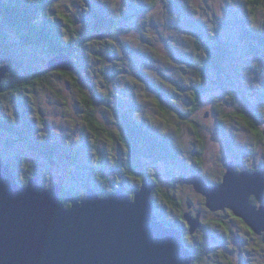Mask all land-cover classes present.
I'll list each match as a JSON object with an SVG mask.
<instances>
[{
  "label": "rangeland",
  "instance_id": "1",
  "mask_svg": "<svg viewBox=\"0 0 264 264\" xmlns=\"http://www.w3.org/2000/svg\"><path fill=\"white\" fill-rule=\"evenodd\" d=\"M58 1L60 3L57 5L58 10L73 14L74 17L78 15L82 17L81 0ZM99 1L95 0L94 3H99ZM158 1L162 10L159 15L156 13L160 11V7H152L151 0H101L105 12L108 15H113L119 25L117 30L109 32L107 29L104 31L118 52V56L115 57L118 60L115 61L116 63L108 62L107 64L96 61L95 57L102 54L100 45H97L94 51L93 48L89 50L92 53L89 58H76V69L73 70V74L79 79L83 90L92 96L98 107L96 119L114 134L113 140L107 131H99V136L95 137L85 127L86 116L80 110L83 105L81 101H84L83 94L73 85L74 80L71 77H66L49 68V63L53 59L49 48L35 47V49L27 48L25 52L20 51V58L24 62L26 70L29 71L26 75L49 73L46 80L50 82L48 84L51 87L39 83L36 89L30 88L25 92L26 100L32 111H25L22 108L18 95H16L14 103L0 100V105L12 117L13 123L19 131H25L24 118L31 120L41 129L37 130V133L34 132L35 141L39 140L38 136L42 133L48 140L60 142L63 146L68 147L66 148L67 152H62L63 155L60 152L56 153L53 162L32 151L16 136L8 138L0 131V153L3 154L7 163L15 162L17 164L16 176L21 181L26 176L27 167L35 163V171L45 178L47 186L41 183L44 187H50L48 184L52 183L64 185L66 188H73V193L76 196L84 198L87 186L83 178H88V176L78 165L72 164L66 159L64 154H75L78 161L83 159L82 162L85 160L88 162L91 160L92 164H95L96 146H98L104 158L108 156L113 161L122 157L125 152L123 146L121 147L119 144L118 135L125 134L123 113L133 109L135 118L139 122L145 121L147 125L152 126L154 131L168 139L178 151L179 162L165 163L147 160L153 166L152 175L157 176L161 190L164 192L172 189L178 198L184 201L190 198L198 205L204 200L206 202L205 197L181 182V178L190 175V172L186 173V168L184 169L183 166L193 165L192 161L194 160L193 148L196 142L190 128L192 121L200 124V129L208 142L204 171L211 179H216L223 171V165L228 162L226 140L235 137L243 145L250 144L251 146L254 143L253 134L257 131L256 129L264 130V96L257 92V89L264 90V57H260V59L254 58V56L246 57L249 65L242 70L244 75L239 79L232 75L230 80L235 83L221 82L224 89L235 91V97L229 98L230 95L224 93L221 86L220 88L214 85L209 87L206 82L200 81L186 65L187 61L193 63L197 56L201 57V62H207L204 55L198 53L195 56L193 41L195 30L188 24L185 16L181 18L175 12L171 0ZM184 1L191 7L188 16L194 15L202 22V25L204 24L205 33L214 31L216 38L229 36L236 39L241 36V28L236 20L240 21L244 16L248 18V24L255 23L254 14L244 12L246 0ZM137 8L141 9L139 15L136 14L139 12L136 10ZM83 13L86 18L87 13ZM256 17L258 21L256 23L262 25L264 9ZM82 18L84 19V17ZM89 24H91L89 34L97 39L100 32L95 30L91 20ZM4 25L0 17L1 31L4 36L10 37V43L17 41L14 34L7 32ZM234 39L231 41H235ZM247 47L248 43H242L239 50L241 53L247 54ZM240 65L243 64L235 62V66ZM95 72L100 76L97 77ZM209 76L214 79L216 74L210 71ZM199 86L209 87L210 90L202 95L199 108L192 115L189 114L192 108L190 93L193 87ZM94 88L103 90L105 94L110 93V89H112V94L108 100L104 101L94 97ZM160 91L165 96H167L166 93H169L170 96L163 97L159 93ZM158 98L161 99L162 104L157 102ZM173 103L182 112L189 115L183 118L177 117L171 110L174 106ZM109 104L112 105V109H110L112 112L104 108ZM99 107L102 111H99ZM102 107L103 109H101ZM164 107L169 110H165ZM216 107L224 109L226 113L223 120L229 138L224 132H218L213 125L216 118L214 114L210 116V113ZM103 110L105 111L103 112ZM17 111H20L23 117ZM257 113L262 115L261 120L258 118L255 120ZM241 114L255 120L253 126H250L251 133L245 129V125L248 123L244 120V115ZM8 141H11L13 145L8 146ZM114 141L115 144H113ZM20 158H22L21 161ZM252 163L249 162L250 165H253ZM109 165L111 166L112 163ZM107 175L108 181L104 182L105 184L96 177L92 178L91 183L94 184L93 186H100L101 189L106 186L107 190L114 191L117 186L115 176H119V173L108 172ZM171 183H174L175 186H172ZM153 200L158 204L159 212H164L166 217L177 214V212L171 211L173 209L171 204L167 206L162 192L154 193ZM204 212L207 211L204 209ZM204 221L211 226L212 232H201L195 238L188 236L186 240L188 246L199 247L202 254V259L197 262L194 258L192 264H228L231 261L233 264H264L263 236L254 235L251 237L249 232L241 227L240 222L229 216L228 211L205 213ZM219 223H225V226L229 227L233 233L229 234V229L227 230L225 227H218ZM224 232L228 234L224 235ZM214 236H218L222 242L211 239ZM230 236L231 239H229Z\"/></svg>",
  "mask_w": 264,
  "mask_h": 264
},
{
  "label": "trees",
  "instance_id": "2",
  "mask_svg": "<svg viewBox=\"0 0 264 264\" xmlns=\"http://www.w3.org/2000/svg\"><path fill=\"white\" fill-rule=\"evenodd\" d=\"M178 1L171 0L174 4L175 12H177L181 18L185 16L188 20V24H190V26L195 30L193 35L195 38L193 39L195 43V56H197L198 53L202 56L204 55L208 62L206 65L207 62H201V57L197 56L193 63H189L187 61L186 65H188L189 69L194 72L200 81L206 82L209 87L214 85L220 88L221 86L222 91L230 95L229 98H231V96L235 97V91L231 92L227 88L224 89L221 82L228 81L235 83V81L230 80L232 75L237 77V79L241 78L244 75L242 70L244 67L249 65V61H247L246 57L254 56V58L256 57L258 59H260V57H264V23L262 25L256 23L258 22L256 16H258L260 11L264 9V0L245 1V7L243 6L245 9L244 12L247 11L248 13L254 14L255 23L248 24L249 20L246 16H244L240 21L236 20L242 32V35L236 37V39L229 36L216 38V33L214 31L212 33H209V31L205 33V30L203 29L204 24L202 25V22H200L194 15L188 16L191 11L190 5L185 3L186 1L184 0ZM94 2L95 0H81L80 3L83 7L81 14L82 17H84L83 19L79 15L74 17L73 14L58 10L57 5L60 4L58 0H0V17L5 24L4 26L7 28V32H12L14 34V38L17 40L10 43V37L4 36L0 26V48L2 49L1 56L3 58V65H7L11 68L4 80L5 91L0 94V100L14 103L15 98L17 97L16 95H18L22 108H24L25 111H32L31 107L28 105V101L26 100L25 92L30 88L36 89V86L39 83H43L44 85L51 87V85L48 84L50 82H47L46 80L49 73L33 76H31V74L26 75L29 71L26 70L24 62L20 58V51L25 52L27 48L35 49L36 47L44 49L47 47L49 48L53 58L59 55H67L75 63V69L76 58H89L90 55H92L89 50L93 48L94 51L97 45L102 47V54L95 57V60L97 59L96 61H99L102 64H107L108 62H115L118 60L115 58L118 56V52L114 49L111 39L107 38V34L104 32L107 29L109 32L117 30L119 27V25H117V19L113 15H108L105 12V8L102 6L101 0L99 3ZM151 3L154 8L160 7V2H157V0H151ZM136 10L139 11L136 13L139 15L141 13V9L137 8ZM83 12L87 13L88 16H86V18ZM161 12L162 10L160 7V11L156 14L159 15ZM162 16L164 17V15ZM90 20L92 24H94L95 30L100 32L97 39L89 34V32H91V24H89ZM232 39L235 41L232 42ZM245 42L248 43L246 50L248 55L243 52L241 53V50H239V47ZM98 48L96 49L98 50ZM236 61L241 62L243 65L235 66ZM56 71L62 73V75L66 77H71L74 80L73 85L83 94L82 99L84 101H81L83 102V105L80 110H82L86 116L85 127L90 130L91 134L95 137L99 136V131H107L108 135H110L113 140L114 134L110 132L103 123L96 119V110L98 107L93 101L92 96L83 90V87L79 83V79L75 74H73L74 72L55 70V72ZM210 71H213L216 74L214 79L210 78ZM95 74L97 73L95 72ZM96 76L99 77L100 75L97 74ZM222 76L226 78L223 79ZM209 87L199 86L191 89L190 102L192 104V108L190 109L189 114L193 115L197 111L201 97L205 92L210 90ZM154 88L156 89V87ZM257 92L264 96V90L257 89ZM159 93H161V96L163 97L170 96L169 93H166L167 96H165L162 91ZM111 94L112 89H110V93L105 94L103 90L94 88V97L98 99L106 101V99L108 100L110 98ZM157 102L162 104V101L159 98ZM104 108L112 112L110 110L112 109L111 104L107 105V107L105 105ZM101 109H103V107ZM164 109L169 110L165 107ZM132 110L133 109H130L126 113H123L124 126L126 127L125 134L122 133L118 135L119 144L121 147L123 146L125 152L122 154V157H118V159L113 161H111V158L108 156H105L104 158L100 147L96 145L97 150L95 154L97 155V163L94 162L95 164H92L91 160L88 162H86V160L82 162L83 159L78 161L77 155L71 153L64 154V157L72 164H76L79 168L83 169L86 176H88V178H83L86 182L87 189L89 187H93L101 196H106L107 194L113 192V190H107L106 186L102 189L98 185L93 186L94 184L91 183L93 177H96V179L102 183H106L108 181V172H113L114 174L119 173V176H115V183L117 184L116 189L125 190L132 194V196L134 192L140 188L145 179L152 178L158 186L154 193L162 192L165 197V201L174 206L171 210L172 212H175L177 209L178 212L180 210L184 213V209L189 204L178 198L172 189L163 192V190L159 188L157 176L152 175L154 170L153 166H151L147 161H162L165 163L179 162V154H177L178 151L168 139L154 131L152 126L147 125L145 121L139 122L135 118V112ZM171 110L177 115V117L183 118L189 115L182 112L176 104H174ZM99 111H102L100 110V107ZM104 111L105 110H103V112ZM17 113H20V111H17ZM213 114L215 115V118H217V123L224 124L223 118L226 115L224 109L216 107L213 109L212 113H210V116ZM20 116H22L21 113ZM257 118L261 120L262 115L257 113L255 120H258ZM244 120L248 123V125H245V129L251 133L250 126H253L255 120L245 117V115ZM199 125L200 124L193 121L190 124L192 134L196 135L199 144H201L195 158L196 164L194 167L197 169V171H194L195 173L200 172L201 169L205 170V157L203 152L205 150V144L208 143ZM24 127L25 131H19L14 125L12 117L7 113V111L5 112L4 107L0 105V131H2L5 136L8 138L9 136H16L32 151H35L39 155L44 156L53 162L56 153H62L63 151L67 152L66 148L68 147L63 146L60 142H52L48 140L42 133L38 136L39 140L35 141L36 136L34 132L37 133V130L39 131L41 129H39V127L31 120H26V118H24ZM256 130L257 131L254 132L255 134L252 133L254 135V142L261 143L264 141L263 130ZM221 132L225 133L226 131L221 130ZM115 143L116 142L114 141L113 144ZM7 145L12 146L13 143L8 141ZM235 145L238 146V144ZM21 159L22 158L19 160L21 161ZM110 163H112L111 166L109 165ZM8 164L16 174L17 164H15V162H8ZM35 169V163L30 164L25 171L26 176L22 181L17 176L19 181L23 184H27L31 178H36L44 186H47L44 181L45 178L40 176ZM204 170L203 172L205 173ZM43 174L46 177L45 173ZM53 185L55 184H48V186ZM56 185L60 187L61 198L67 206H70L67 198L70 195H75L73 193L74 189L66 188L64 185ZM171 185L175 186L172 183ZM154 205L156 207L155 203ZM163 215L166 217V214L163 213ZM178 217L179 215L172 214L170 217H166V219H169L172 224L175 222L174 224L181 225L183 228H187L189 230L190 226L187 222L185 225V219H178ZM191 247L193 246L191 245ZM195 248L197 247H193L191 249L195 260L199 262L202 259V255L199 256Z\"/></svg>",
  "mask_w": 264,
  "mask_h": 264
},
{
  "label": "water",
  "instance_id": "3",
  "mask_svg": "<svg viewBox=\"0 0 264 264\" xmlns=\"http://www.w3.org/2000/svg\"><path fill=\"white\" fill-rule=\"evenodd\" d=\"M1 53L0 48V94L11 70ZM49 68L72 72L75 63L59 55ZM226 169L221 184L200 173L183 182L205 197L211 212L230 210L263 234L264 206H255L251 197L263 202L264 171L237 173L232 162ZM157 187L152 178L133 196L121 189L101 196L89 187L84 198L68 196L67 206L60 187H44L36 178L21 183L0 153V264H192L184 232L156 212ZM185 218L191 234L202 227L200 214Z\"/></svg>",
  "mask_w": 264,
  "mask_h": 264
},
{
  "label": "flooded vegetation",
  "instance_id": "4",
  "mask_svg": "<svg viewBox=\"0 0 264 264\" xmlns=\"http://www.w3.org/2000/svg\"><path fill=\"white\" fill-rule=\"evenodd\" d=\"M213 116V115H211ZM216 121H217V118H216ZM216 121H214L213 125L216 127L217 131L220 132L221 130L222 131H226L225 129V125L223 123H217ZM227 132V131H226ZM226 136H228L229 138V133H226ZM195 136V142H196V145L194 144V160L192 161V164L193 165H188L187 164L185 166H183V168L185 169L186 173L187 172H190V175H192L193 173H195L194 171H197V169L194 167L196 162H195V158H196V155L198 153V150H199V147L201 146V144H199L198 142V138ZM233 136V134H232ZM231 137V135H230ZM239 140H237L235 137H232L228 140H226V145H227V157L229 158L227 161L228 162H232L233 165H234V168H235V171L237 173H242V172H245V171H248V172H251V173H256L258 171H264V141H262L261 143H258V142H254L253 144H246V145H243V143L240 141V143L238 142ZM236 142V143H235ZM206 143V142H205ZM235 144H238V146H236ZM207 147V148H206ZM208 151V145L205 144V150H204V157H206V153ZM251 161V163L253 165H250L249 162ZM205 162H206V158H205ZM226 162V164L228 163ZM226 164L223 165V171L220 173V175L216 178V179H211L209 178L204 172L203 170L201 169L200 172L198 173H202L205 177H207L210 181L212 182H215L216 184H220L223 182V179H224V176L226 174ZM190 167V168H188ZM188 170V171H187ZM189 175V176H190ZM184 178V177H183ZM181 182H182V178H181ZM174 184V183H172ZM190 188H193L191 186H189ZM159 188L160 187V184H159ZM158 188V189H159ZM178 199V198H176ZM185 203H188L189 205L186 206V208L184 209V213L181 212L179 210L174 209L175 212H177V215H179L178 219H185V225L188 223L187 222V219L185 218L187 215H190V216H197V215H201V218H202V227L199 228L194 234H191L189 232V230L187 228H183L181 225H176V224H172L171 221H169V219H166V217L163 215L164 212H159L158 208H157V203L156 204V208H157V211L159 213V217L164 221L166 222L167 224H169L170 226L176 228V229H180L184 232V235H185V239L187 240L188 236L189 237H196L198 234H200L201 232H204V233H210L212 232V230L210 229L211 226H209L207 224L206 221H204V216H205V213H209L211 211H209L207 208H206V202L204 200V202H201V203H198V205H196L194 202H192V200L190 198H187V200L184 201ZM251 202L257 206V207H260V206H264V199H263V202L260 203L258 202L257 198L255 196H252L251 197ZM167 206H169V204L166 202ZM171 206V205H170ZM172 208H174V206L172 205L171 206ZM204 209L205 211L207 212H204ZM222 212V211H221ZM229 212V216L233 219V220H236L238 222H240L242 224L241 227H243L247 232H249L250 236H259L257 235L246 223L244 220H242L241 218L237 217L232 211L228 210ZM214 213V212H213ZM216 213H219V212H216ZM165 214V213H164ZM187 222V223H186ZM218 225V224H217ZM218 227H225L227 230L229 229V227H226L225 226V223H219ZM233 231L231 229H229V234H232ZM228 233L224 232V235H226ZM260 236H263L264 237V234L263 235H260ZM220 237H223V236H220ZM232 237L230 236L229 239H231ZM217 242H222L218 236H214L213 238H211ZM197 244L199 245V241L197 242ZM190 248H193L191 247L190 245ZM196 249V252L198 253V255H202L201 252H200V249L199 247L195 248ZM202 250V249H201ZM223 256V255H222ZM227 259V258H226ZM228 264H233L232 261L229 262Z\"/></svg>",
  "mask_w": 264,
  "mask_h": 264
},
{
  "label": "clouds",
  "instance_id": "5",
  "mask_svg": "<svg viewBox=\"0 0 264 264\" xmlns=\"http://www.w3.org/2000/svg\"><path fill=\"white\" fill-rule=\"evenodd\" d=\"M52 60V59H51ZM264 131V130H263ZM4 157V156H3ZM5 159V158H4ZM226 171H227V169H226ZM14 172V171H13ZM258 172H263V171H258ZM15 173V172H14ZM257 173V172H256ZM194 174H197V173H193L192 175H190V176H193ZM201 174V173H200ZM16 175V174H15ZM203 175V174H202ZM190 176H188V177H190ZM204 176V175H203ZM205 177V176H204ZM184 178H186V177H184ZM184 178H182V183H184L183 182V179ZM205 178H207V177H205ZM207 180L208 181H210L208 178H207ZM224 180V179H223ZM211 183H214V182H212V181H210ZM22 183V182H21ZM185 184V183H184ZM214 184H216V183H214ZM221 184V183H220ZM187 185V184H186ZM188 186H190V185H188ZM51 187V186H50ZM193 187V186H192ZM193 189H194V187H193ZM195 190V189H194ZM195 192H196V190H195ZM207 207V206H206ZM156 208V207H155ZM156 212L158 213V211H157V208H156ZM159 214V213H158ZM194 217H196V216H194ZM201 220H202V218H201ZM201 224H202V221H201ZM184 239H185V235H184ZM187 244V243H186ZM187 246H188V244H187ZM189 248H190V246H188ZM191 249V248H190Z\"/></svg>",
  "mask_w": 264,
  "mask_h": 264
}]
</instances>
